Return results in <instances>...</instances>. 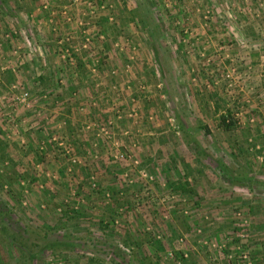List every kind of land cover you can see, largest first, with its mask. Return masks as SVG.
Segmentation results:
<instances>
[{
    "label": "rangeland",
    "instance_id": "obj_1",
    "mask_svg": "<svg viewBox=\"0 0 264 264\" xmlns=\"http://www.w3.org/2000/svg\"><path fill=\"white\" fill-rule=\"evenodd\" d=\"M0 264H264V0H3Z\"/></svg>",
    "mask_w": 264,
    "mask_h": 264
},
{
    "label": "crops",
    "instance_id": "obj_2",
    "mask_svg": "<svg viewBox=\"0 0 264 264\" xmlns=\"http://www.w3.org/2000/svg\"><path fill=\"white\" fill-rule=\"evenodd\" d=\"M3 0H0V3L2 2ZM4 7V6H3ZM4 17V16H3ZM41 20V23L42 24H36L38 27L39 26H41L42 28L40 29V32L38 33V35L39 36H42V37H45V38H49L50 40H52V36H53V34H52V31H51V29H50V27H49V29H46V27L47 26H45V22L43 21V19H40ZM43 21V22H42ZM7 25V24H6ZM48 28V27H47ZM68 28H71L70 26H68ZM72 31L74 32V34L72 35V37L73 38H75V37H77L78 38V33H77V30H76V28L75 27H72ZM78 39H76V41H77ZM8 43H12V42H8ZM52 44V43H51ZM7 52L8 51H5V49H4V60H6V57H7ZM51 55H52V53H51ZM3 60V61H4ZM59 68H60V70H59V68H57V69H55V70H53V72H54V81H53V79H49L48 81H46L43 85H44V87L46 88H52V87H59V85H57L56 84V80H57V77L60 75L59 73L61 72V71H64V70H66L67 68H65L64 69V67L62 68L61 66H58ZM73 70V69H72ZM59 74V75H58ZM47 75V74H46ZM46 75H42L40 78H38V80L39 81H41V82H43V80L45 81L46 79H47V76ZM52 76H53V74H52ZM59 80V79H58ZM32 82H34L35 83V85H37L36 83L38 82L37 81V79L35 78V79H33V80H31ZM56 81V82H55ZM60 81H61V79H60ZM74 81H76V80H74V79H72V82H74ZM39 86V85H38ZM37 86V87H38ZM70 86H71V84H70ZM80 86V87H79ZM78 87H75L74 86V88H78V89H80V90H83L84 92H86L85 91V89L86 88H88L87 86H86V88H85V86L84 85H79ZM42 88H43V86H41ZM48 88V89H49Z\"/></svg>",
    "mask_w": 264,
    "mask_h": 264
},
{
    "label": "trees",
    "instance_id": "obj_3",
    "mask_svg": "<svg viewBox=\"0 0 264 264\" xmlns=\"http://www.w3.org/2000/svg\"><path fill=\"white\" fill-rule=\"evenodd\" d=\"M222 119L225 120V117L223 116Z\"/></svg>",
    "mask_w": 264,
    "mask_h": 264
},
{
    "label": "built area",
    "instance_id": "obj_4",
    "mask_svg": "<svg viewBox=\"0 0 264 264\" xmlns=\"http://www.w3.org/2000/svg\"><path fill=\"white\" fill-rule=\"evenodd\" d=\"M88 38V37H87Z\"/></svg>",
    "mask_w": 264,
    "mask_h": 264
}]
</instances>
